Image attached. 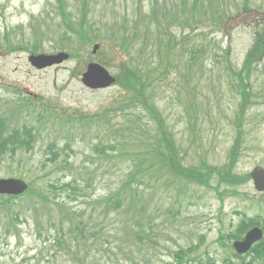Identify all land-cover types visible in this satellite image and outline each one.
<instances>
[{"label": "rangeland", "instance_id": "374dc122", "mask_svg": "<svg viewBox=\"0 0 264 264\" xmlns=\"http://www.w3.org/2000/svg\"><path fill=\"white\" fill-rule=\"evenodd\" d=\"M94 1L92 12L88 13V22L93 25L87 37L88 44L57 30L63 22L58 16L59 7L55 0H0V41L5 39L8 43V48L0 44V117L3 115L20 127L26 124L40 129L35 121L38 112L42 111V103L47 110L54 111L89 114L107 111L120 95L119 87L91 92L80 83L84 67L90 62L101 64L115 77L119 76L120 67L129 60L126 54L116 53L117 49L106 41L103 27L119 31L123 20L131 25L135 18L140 17V28L149 25L151 35L145 41L143 35H139L138 39L149 47L153 44V21L162 18L167 11L170 18L177 16L183 22L193 2ZM246 1L248 7L245 10L241 7L244 0L225 2L230 19L224 26L216 23L221 28H213L209 23L189 28L179 23L172 28L173 36H177V43L182 48V56L176 57L173 68L150 93L178 145L182 166H197L203 161L213 167H222L228 157L230 160L233 157L230 152L237 136L233 122L239 118L240 98L231 90L234 80L229 79L226 69L231 66L239 70L247 59H252L257 63L249 78L245 77V82L253 93L263 97L251 100L241 121V146L233 173L245 176L256 166L264 168V58H259V53L247 54L248 51L253 53L254 44L264 37V0ZM155 4H158L157 11L154 10ZM67 7L70 18L79 15L76 0H68ZM98 26H101V31H98ZM74 43L75 46L71 47ZM95 44L101 47L92 55ZM68 45L72 50L67 49ZM58 52L70 55L62 66L38 71L28 62L31 54ZM147 56H150V50ZM200 62L205 69L195 72L199 75L198 97L193 101L196 77L189 74L193 73V68L198 69ZM18 106L25 108L23 112ZM121 120L122 117L117 119V124ZM142 120L149 121V117L142 114ZM60 130L62 128L58 126L48 133L40 130L43 131V139L37 140L31 152L23 154L20 160L5 158L0 164V178L22 176L19 178L26 182L29 178L37 179V185L44 189L48 176L41 177L52 167L46 162L50 158L48 136L56 137ZM95 143L88 140L81 143L75 139L70 142V148L61 154L59 161L67 156L78 167L88 160ZM63 146V142L59 143V147ZM233 153L235 155L236 150ZM43 163L47 166L44 167ZM114 164L117 163L113 162L109 175L105 173L106 176L99 182L97 194H103L104 188L118 180L119 168L123 165L118 163L115 167ZM240 184L237 187L220 185L217 178L211 183L216 190L193 184L182 185L179 181L176 185L165 184L164 202L163 197L162 200L153 199L148 208L156 212L151 216L154 221L151 244L133 245L125 241L121 248L116 239L115 244L111 241L82 252L80 260H83L82 264H179L175 257L177 254L181 264H241L228 247L232 245L228 236L243 222L247 224L251 218L264 216V200L255 193L250 181ZM18 204L16 202V206ZM18 209V206L15 207V210ZM48 214L55 218L56 211L51 209L42 215L44 220L48 219ZM19 223L17 231H12L11 235L5 234L4 222L0 223V264L74 263L66 247L57 245L56 239L60 238L58 231L47 233L44 223L37 234L29 226V220L20 219ZM118 224L119 219L114 228ZM104 234L106 239L112 240L107 237L112 235L108 224ZM221 236L224 237L223 242L218 241ZM124 238L123 234L119 235L121 241ZM248 259L245 256L244 261Z\"/></svg>", "mask_w": 264, "mask_h": 264}, {"label": "trees", "instance_id": "16d2710c", "mask_svg": "<svg viewBox=\"0 0 264 264\" xmlns=\"http://www.w3.org/2000/svg\"><path fill=\"white\" fill-rule=\"evenodd\" d=\"M55 1L59 7L58 16L63 22L57 26V30L63 32V35H73L77 41L90 43L87 37L90 36L93 25L88 22V13L92 12L95 1L76 0L79 15L74 18L69 17L68 0ZM192 1L187 16L185 14L184 20L182 18L183 22L177 16L170 18L167 11H164L162 18L153 21V44L149 47L138 39L139 35H143L145 41L151 35L149 25L140 28V17L135 18L131 25L127 20H123L119 31L103 27L106 41L118 50L115 52H122L129 58L128 62L120 67L115 82L121 93L107 111L96 114L59 109L54 111L47 110V106L42 103V111L38 112L35 121L40 129L26 124L20 127L17 123L0 117V164L5 158L11 161L20 160L23 154L31 152L37 140L43 139V131L52 132L55 126L62 128L57 131L56 137L48 136L50 158L46 162L52 167L41 177L44 179L48 176L45 188L37 185V179L29 178V190L24 195L0 197V223L4 222L5 234L11 235L12 231H17L20 219L29 220V226H32L37 234L45 223L47 233L52 230L60 234L56 243L66 247L74 262L72 264H82V252H88V249L97 245H107L111 241L115 244L118 240L121 248L125 241L132 242L133 245L145 242L151 244L150 234L154 225L151 216L156 212L148 208L153 199L162 200L163 197L162 203L164 202L165 184L176 185L179 181L182 185L193 184L211 189L214 178H217L218 184L231 187H237L247 180L233 173V169L241 146L239 131L245 111L252 103L251 100L263 97L253 93L245 82V77L249 78L257 60L247 59L239 70H234L231 66L226 69L229 79L234 80L231 90L238 95L240 103L237 114L239 118L233 122L237 129L230 152L233 157L231 160L228 157L222 167H213L203 161L197 166H182L178 145L172 139L167 124H164L163 115L150 93L155 84L166 77V73L173 68L174 60L182 52L180 44L177 43L178 38L174 37L172 32L176 24L183 23L189 28L209 23L213 28H221L216 23L224 26L230 19L224 6L227 0ZM244 1L241 6L243 10L248 7L247 1ZM157 7L158 4H155L154 10L157 11ZM153 18L155 19V15ZM98 31H101V26H98ZM73 46L75 43L71 45ZM66 47L72 50L69 45ZM263 51L264 37L258 40L253 53L249 52L248 55L259 53L258 56H262ZM198 69L202 72L205 65L198 63ZM192 74L194 75V72L189 75ZM19 108L22 112L25 109L23 106ZM193 113L196 114V110H193ZM142 114L148 116L149 121L143 122ZM120 117L121 123L117 124ZM42 129L43 131H40ZM75 139L81 143L86 140L90 143L96 142L90 149L88 160L78 167L71 163L67 156L59 161L61 154L70 148V142ZM61 142L63 147H59ZM114 161L123 165L119 168L118 180L104 188L103 194H97L99 182L106 174L109 175ZM47 163H43L44 167ZM117 164H114L115 167ZM16 202H19L18 210H15ZM51 209L56 211L55 218L48 214V219L44 220L42 215ZM117 219L119 224L114 228ZM253 220L255 219H249L247 224L243 222L238 226L233 234L228 236L230 242L241 239L248 228L254 225ZM107 224L112 231V235L108 234L107 237L112 240L106 239L104 234ZM121 234L125 237L122 241L119 239ZM223 239L221 236L218 241L223 242ZM228 247L241 264H264V248L261 243L255 244L246 254L256 256L249 261H244V258L233 252L230 245ZM175 257L181 264L180 256L175 254Z\"/></svg>", "mask_w": 264, "mask_h": 264}, {"label": "water", "instance_id": "95a60500", "mask_svg": "<svg viewBox=\"0 0 264 264\" xmlns=\"http://www.w3.org/2000/svg\"><path fill=\"white\" fill-rule=\"evenodd\" d=\"M98 46H94L93 53L96 52ZM68 59L65 53L56 55H37L29 58L30 64L36 69H44L54 65H59ZM87 70L83 74L82 84L92 90L105 89L114 83V79L109 73L98 64H89ZM254 187L258 192L264 193V169L255 168L251 173ZM27 184L18 178L0 179V195H21L27 191ZM262 238V231L254 228L249 231L242 242H236L234 249L238 254L247 252L250 247ZM264 245V241H263Z\"/></svg>", "mask_w": 264, "mask_h": 264}]
</instances>
